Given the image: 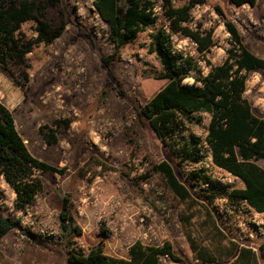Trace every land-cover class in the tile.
<instances>
[{
	"label": "rangeland",
	"instance_id": "obj_1",
	"mask_svg": "<svg viewBox=\"0 0 264 264\" xmlns=\"http://www.w3.org/2000/svg\"><path fill=\"white\" fill-rule=\"evenodd\" d=\"M152 1L160 4V0ZM186 2L175 0L174 4ZM155 17L154 25L105 65L101 58L112 53L114 46L92 0H59L46 7V19L55 25L63 21L64 30L52 43H40L27 54L26 96L0 66V100L11 110L29 151L49 164L66 167L62 175L47 172L41 176L42 191L24 211L14 209V193L0 176L4 213L19 219V226L0 238V264H68L58 217L65 194L70 196L72 214L80 227L72 239L76 249L86 253L101 244L107 255L127 257L135 240L145 244L168 241L184 264H198L187 234L197 237L201 231L207 184L201 183L202 179L196 181L193 170L200 169L201 177L229 187L242 186V182L213 165L205 147L200 149L201 154H208L203 161L182 158L179 148L189 140V134L205 144L207 115L181 133L176 144H164L145 121L136 118L138 110L166 83L155 78L161 64L147 52L151 33L158 27L169 31L161 10ZM224 18L235 23L245 46L264 59V0L253 7H236L226 0L196 5L188 25L211 30L214 45L205 57L189 37L171 33L173 48L192 56L206 73V59L220 63L230 47ZM22 30L35 36L31 22L23 23ZM4 83L18 94H8L2 88ZM244 97L254 113L264 117V70L247 73ZM64 117L72 120L69 128L57 133L55 143H45L38 127ZM162 160L170 163L191 199L180 200L153 169ZM257 163L264 167V159ZM211 205L219 227L228 236L258 248L264 239V212L244 203L236 209L225 197L215 198ZM260 260L264 264V258ZM163 262L172 264L168 259Z\"/></svg>",
	"mask_w": 264,
	"mask_h": 264
},
{
	"label": "trees",
	"instance_id": "obj_2",
	"mask_svg": "<svg viewBox=\"0 0 264 264\" xmlns=\"http://www.w3.org/2000/svg\"><path fill=\"white\" fill-rule=\"evenodd\" d=\"M59 0H0V66L13 83L27 94L29 68L27 54L40 44H50L65 27L61 21L53 24L46 19V7ZM236 7L255 6L258 0H226ZM175 0H161V14L169 31L158 27L150 34L147 52L154 54L161 64L156 79L166 80L136 113L139 121H145L164 144H176L181 133L189 130L207 115L208 124L204 142L193 134L179 148L182 158L200 162L208 155L201 154V147L209 152L213 165L238 177L242 186L229 187L201 177L200 169L193 170L196 181L206 183L203 194L205 218L197 237L187 234L193 258L198 264H261L264 258V239L258 248L239 242L228 236L218 225L212 202L217 197L227 198L236 209L243 203L256 212H264V167L257 161L264 159V117L254 113L244 97L247 73L264 70V59L250 51L242 41L235 23L224 18L229 33L230 47L220 63L206 59L208 71L203 73L192 56H186L173 48L171 33L189 37L196 50L205 56L214 45L212 31L193 29L188 25L191 10L206 0H187L175 5ZM100 19L107 25L113 52L101 58L105 65L114 59L120 49L134 42L139 33L154 25V1L152 0H92ZM224 17L219 6L215 8ZM32 23L35 36L29 37L22 24ZM206 57V56H205ZM190 78L192 83H185ZM71 118H56L52 124H42L38 132L47 144L57 141V133L67 130ZM153 169L165 178L171 191L180 200L191 199L188 188L182 184L166 160L153 165ZM66 172L65 166L49 164L30 153L18 132L14 117L0 101V176L14 193L13 207L24 211L42 191L41 176L44 173ZM3 195L0 190V238L19 226V219L4 213ZM60 238L65 242L68 264H184L168 241L161 244H145L135 240L128 247L127 257L107 255L101 244L84 253L72 245V239L80 233L72 214L69 194L62 197L58 213ZM189 216L183 219L189 221ZM70 245V246H68Z\"/></svg>",
	"mask_w": 264,
	"mask_h": 264
},
{
	"label": "crops",
	"instance_id": "obj_3",
	"mask_svg": "<svg viewBox=\"0 0 264 264\" xmlns=\"http://www.w3.org/2000/svg\"><path fill=\"white\" fill-rule=\"evenodd\" d=\"M2 88L8 93V94H11V93H13V94H15V95H17L18 94V92L15 90V89H12L10 86H9V84H7V83H4L3 85H2ZM1 101V100H0ZM2 102V101H1ZM3 103V102H2ZM4 104V103H3ZM6 105V104H5ZM7 106V105H6ZM8 107V106H7ZM8 109H9V107H8ZM10 110V109H9ZM11 111V110H10ZM12 113V112H11ZM15 121V120H14ZM16 125V124H15ZM41 136V135H40ZM22 137V136H21ZM23 138V137H22ZM23 140H24V142H25V144H27V142H26V139L25 138H23ZM44 141V140H43ZM45 142V141H44ZM46 143V142H45ZM27 146V145H26ZM28 148V147H27ZM29 150V149H28ZM31 153V152H30ZM57 166V165H56Z\"/></svg>",
	"mask_w": 264,
	"mask_h": 264
},
{
	"label": "built area",
	"instance_id": "obj_4",
	"mask_svg": "<svg viewBox=\"0 0 264 264\" xmlns=\"http://www.w3.org/2000/svg\"><path fill=\"white\" fill-rule=\"evenodd\" d=\"M160 3H161V0H160ZM158 10H161L160 4L157 5L156 3H154V6H153V14L156 15V13H157Z\"/></svg>",
	"mask_w": 264,
	"mask_h": 264
}]
</instances>
